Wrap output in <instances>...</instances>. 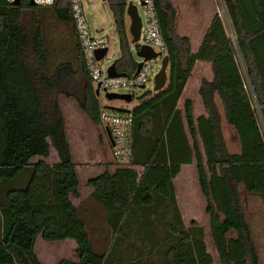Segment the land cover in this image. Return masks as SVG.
Returning <instances> with one entry per match:
<instances>
[{"label": "trees", "instance_id": "trees-1", "mask_svg": "<svg viewBox=\"0 0 264 264\" xmlns=\"http://www.w3.org/2000/svg\"><path fill=\"white\" fill-rule=\"evenodd\" d=\"M105 1L122 53L115 66L131 74L136 62L125 25L127 0ZM220 1L225 16L212 15L193 52L190 39L177 31L171 0H154L168 81L136 106L114 107L132 117L128 162L143 170L118 167L89 179L90 197L106 215L92 230L102 227L110 238L97 248L91 220L72 201L79 178L57 99L74 98L93 124H101L69 2L41 7L0 0V264H42L34 250L37 237L75 242L76 260L56 264H212L204 228L195 220L184 225L176 200L173 179L191 163L220 263L260 264L244 201L247 194L257 196L264 212V0ZM41 12L68 26L64 58L48 41ZM198 60L211 64L213 78L201 81L206 114L195 117L192 99L183 108L177 104ZM222 116L238 152L224 141ZM51 149L55 163L46 160Z\"/></svg>", "mask_w": 264, "mask_h": 264}, {"label": "rangeland", "instance_id": "rangeland-1", "mask_svg": "<svg viewBox=\"0 0 264 264\" xmlns=\"http://www.w3.org/2000/svg\"><path fill=\"white\" fill-rule=\"evenodd\" d=\"M131 1L135 5H137L138 13L142 19V33H145L147 30V19L145 10L139 3V0H128ZM178 1L174 0L175 6L180 13V17L183 19L181 23H185L187 25L186 28L190 27L189 33L191 36L196 37V33L198 36L203 33L206 25L211 19L214 13H219L221 16H225V11L223 4L220 0H183L185 1V6L179 4ZM199 12V14H198ZM41 16L44 18V27L46 32V37H48L49 42H54L56 47L58 48L56 53L58 55V59L64 58L66 51H64L62 45H64L67 41L69 28L66 24L63 23H55L52 20L51 15L47 12H41ZM85 16L89 25V30L92 35L105 36L108 40L107 52L106 55L101 60V67L104 71L111 64H115L117 60H119L122 56L121 50L119 48V41L115 31V25L113 22V14L108 4L105 0H88L85 3ZM179 17V14H178ZM179 19V18H178ZM189 21V22H187ZM190 23V26L188 24ZM177 31L179 34L187 33L188 31H184L181 24L177 25ZM130 51L132 58L135 62H139L141 59L136 56L135 48L130 44ZM242 66V65H241ZM243 69V66H242ZM243 73L245 75V79H248L243 69ZM249 85V83H248ZM153 80H149L145 87H120L114 90L116 93H130L133 95V99L131 102H125L123 100L114 98L109 99L108 104L110 106H124L131 108L136 106L139 103L140 97L144 95L146 92L153 90ZM250 86V85H249ZM191 95V92L188 94ZM58 103L62 109V114L64 117V129L66 132L67 139L71 145L73 160L76 163L79 173H80V190L86 186L85 176L83 177L82 171H86L87 166L89 165H101L103 161L102 157H95L90 154V151L93 147H95L93 141L97 136V133H100L103 136V131L99 128L95 127L90 119L86 116V114L80 110L77 106V103L74 98L65 96L63 94H59ZM220 109L222 108L221 103L219 102ZM195 115L202 114L204 112L203 107L196 103L194 105ZM222 112V109H221ZM222 128L224 135L227 137V145L228 149L231 151H235L239 148L238 141H231L230 136L233 132V128L228 125L222 116ZM81 140H85V142L81 143ZM85 146V152L84 148ZM83 149V151H82ZM46 160L49 163L57 162V157L54 150L51 149V154ZM115 162V161H114ZM127 161H123L125 163ZM196 171V169H195ZM187 180L185 181V183ZM193 182L194 186L197 184V178L194 177ZM188 187L190 190H193L191 183H188ZM193 193V191H191ZM196 196V195H193ZM73 202L77 205L79 213L82 217L85 218L86 222L89 224L90 221V233L92 237V241L97 248L104 247L107 242L110 240L108 233L104 232L102 227L95 228L92 230V226L99 223L100 215H104L105 211L102 207H97L95 214L91 213H83L80 204L77 202L75 198H72ZM193 200V199H192ZM205 204H206V199ZM200 204H197L193 201H190L191 207L186 208V211H193L199 219L196 221L204 228L205 233V241L207 245L208 252L213 257L212 264H221L219 260V256L217 251L215 250L211 234L209 228V218L207 214H204L203 210V201ZM183 203H187V201L183 200ZM82 204V203H81ZM244 214L246 220L249 224V228L251 231V237L255 249L258 253L260 264H264V212L262 208V204L260 199L255 195H245L244 201ZM97 219V221H96ZM234 235V234H233ZM35 253L42 262V264H56L60 259L66 258L70 260H76V244L73 240H63V241H45L41 237H37L34 247Z\"/></svg>", "mask_w": 264, "mask_h": 264}, {"label": "built area", "instance_id": "built-area-1", "mask_svg": "<svg viewBox=\"0 0 264 264\" xmlns=\"http://www.w3.org/2000/svg\"><path fill=\"white\" fill-rule=\"evenodd\" d=\"M12 3L15 0H6ZM34 5L52 6L55 0H32ZM88 0H68L72 24L78 40L82 59L86 71L91 79L101 125L108 127L112 135V157L118 162L129 161L133 155L130 130L132 117L130 114L115 110L108 104L107 93L114 92L120 87H145L149 80H153L161 66V61L166 55V47L161 34L159 20L154 5V0H139L145 10L147 30L140 34L138 45L150 46L158 55L149 60L142 59L138 73L109 76L107 70L101 67L102 58L97 59V52L107 48L108 40L105 36L92 35L85 16V3ZM97 90V92H95Z\"/></svg>", "mask_w": 264, "mask_h": 264}, {"label": "crops", "instance_id": "crops-1", "mask_svg": "<svg viewBox=\"0 0 264 264\" xmlns=\"http://www.w3.org/2000/svg\"><path fill=\"white\" fill-rule=\"evenodd\" d=\"M171 2L175 6L174 0H171ZM127 3H128V0H127ZM178 3L183 5V7L185 6V1H183V0L178 1ZM175 8H176V6H175ZM176 10H177V8H176ZM178 14H179V17H178ZM198 14H199V12H198ZM182 18L180 17V13L177 10V21H176L177 25L181 24L183 30L188 31L187 33H184V34L180 33V35L187 36L190 39L191 49L193 52H195L200 45V42L202 40V37L204 35L205 30L208 27L209 22L206 25L205 29L203 30L204 32L201 33L199 36H198V33H196V37L193 38V36H191V34L189 33L190 27L186 28L187 25L185 23H181V21L186 22V21H183ZM187 22H189V21H187ZM129 24H130V19L127 16V14L125 13V25H126V30H127V36H128V40L131 44V36L129 34ZM188 26H190V23L188 24ZM141 32H142V29H141ZM131 45L133 46V44H131ZM118 71L123 72L121 70H118ZM212 78H213V73H212V69H211V64L209 62H205V61H199V60L196 61L195 65L192 69L191 75L188 78V80L184 86L183 92H182V94L178 100V104H177L178 108H183L184 101L187 98H189V99H192L194 101V105H196V103L200 104L204 110V112L202 114H206L205 108L202 104V101H201V98L199 95V88H200L202 79H206V80L210 81V80H212ZM189 92H191L190 96L188 95ZM215 101L217 102V104L219 106L220 100L217 96L215 97ZM111 107H113V108L114 107H116V108L117 107L118 108H128V107H124V106H111ZM60 109H61V107H60ZM61 111H62V109H61ZM194 112H195V109H194ZM198 115H200V114H198ZM198 115H195V113H194L195 117ZM63 119H64V117H63ZM221 125H222V122H221ZM95 127L101 129L104 134H103V136H101L100 133H97V136L93 141L95 147H93L91 149L90 154L89 153H87V154L98 157V158L102 157L103 159H106V160L103 161V163L101 165H94V164L89 165V166H87L86 171L85 170L82 171L83 177L85 176V180H86V186L83 189V191L80 190V173H79L80 171L76 165V170H77L78 178H79V188H78L79 196L76 197L75 199L80 204V207L82 208L84 214L91 213L92 215L95 214V211H96V209H98L97 207H99V204L96 203L94 200H92L90 197V194L93 191V188L88 184L89 179L97 176L98 174L102 173L105 170H110L111 172H113L118 167L119 168H121V167L132 168V169H135L137 172H141L143 170L142 167L132 166L129 164V162H125V163L116 162L112 157V145H111V147L109 146V144L111 142L108 139L107 134L105 132V126L98 124V125H95ZM222 134H223L224 141L227 145V137L224 135L223 128H222ZM230 140L231 141L236 140L234 132L231 133ZM82 142H85V140H81V143ZM84 147L85 146H83L82 148H84ZM227 147H228V145H227ZM70 148H71V145H70ZM82 151H83V149H82ZM238 151H239V148L237 150L231 151V152H238ZM84 152H85V148H84ZM71 153H72V150H71ZM195 176L197 178L194 163L182 164L180 172L173 179L177 204H178L179 210H180L181 215H182V221H183L184 225H186V226H189V224L192 220L196 221V219H199L193 211H186L185 210L186 208L191 207V204L189 202L193 201L197 204H200L201 201L205 199L204 196L202 195L201 191H200L198 181H197V184H195V186H194L193 182H191L194 180ZM186 180H187V182L185 183ZM188 183H191L193 190H190V187H188L189 186ZM191 191H193V193ZM193 195H196V196H193ZM183 200L187 201V203L186 204L183 203ZM204 202H205V200L203 201V204H204L203 210L205 208ZM74 205L77 206L75 203H74ZM204 214H206L205 211H204ZM100 218L106 219L105 213L102 216L100 215Z\"/></svg>", "mask_w": 264, "mask_h": 264}, {"label": "water", "instance_id": "water-1", "mask_svg": "<svg viewBox=\"0 0 264 264\" xmlns=\"http://www.w3.org/2000/svg\"><path fill=\"white\" fill-rule=\"evenodd\" d=\"M21 0H15L12 3L13 4H19ZM29 3L31 5H34L32 0H29ZM125 13L130 19V24H129V34L131 36V44H133L135 48V54L137 57H139L141 60L136 63V68L134 71V74L138 73L141 65H142V59L143 60H149L153 57H156L158 53H156L150 46L148 45H138L137 41L139 39V36L141 34V29H142V19L138 13L137 5L129 1L127 3ZM107 52V48H104L100 51L97 52V59L102 58ZM168 57L167 55H164L161 61V66L157 73L154 76L153 79V90L158 91L162 88L165 87L168 81ZM107 73L109 76H123L127 75L128 73L126 72H120L118 71L117 67L115 64H111L107 68ZM97 92V90L95 91ZM107 98L108 99H120L125 102H131L132 101V95L130 93H116V92H110L107 93ZM105 132L107 134L108 139L111 142V145H113V140H112V135L110 133V130L108 127H105Z\"/></svg>", "mask_w": 264, "mask_h": 264}]
</instances>
